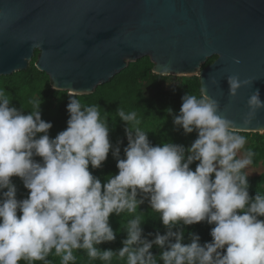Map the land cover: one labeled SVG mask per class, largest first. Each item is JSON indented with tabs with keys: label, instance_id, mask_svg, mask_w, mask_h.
<instances>
[{
	"label": "clouds",
	"instance_id": "1",
	"mask_svg": "<svg viewBox=\"0 0 264 264\" xmlns=\"http://www.w3.org/2000/svg\"><path fill=\"white\" fill-rule=\"evenodd\" d=\"M168 73L165 68L161 74ZM227 79L231 98L248 83L236 76ZM69 98L68 126L52 139V124L41 119L39 101H31L32 110L25 115L0 91V264H48L50 255L60 264H74L78 251L90 260L118 257L125 264H158L154 245L162 249L163 264H264V194L250 197L245 171L254 153L241 155L246 137L218 114L219 102L204 88L199 98L191 93L182 97L174 117L185 134L198 133L187 150L170 142L152 146L137 113L120 107L116 114L128 125L126 158L114 150L119 171L103 185L89 165L100 168L112 148L107 119H101L97 106L82 105L74 93ZM248 108L245 126L264 110L259 91L249 98ZM166 111L172 114V109ZM196 161L193 171L190 165ZM13 177L23 181L27 198L17 199ZM140 193L167 233H157L151 242L142 238L143 221L136 216L127 221V238L118 252L99 250L97 245L116 239L109 217L135 213L144 203L137 199ZM205 221L214 227L212 242L203 246L197 235L190 234L186 245L183 231H173L180 224Z\"/></svg>",
	"mask_w": 264,
	"mask_h": 264
},
{
	"label": "water",
	"instance_id": "2",
	"mask_svg": "<svg viewBox=\"0 0 264 264\" xmlns=\"http://www.w3.org/2000/svg\"><path fill=\"white\" fill-rule=\"evenodd\" d=\"M37 50L53 89L75 95L148 57L156 75L200 77L219 115L264 134V110L243 123L251 95L264 102V0H0V79L27 69ZM230 76L248 82L235 98Z\"/></svg>",
	"mask_w": 264,
	"mask_h": 264
},
{
	"label": "trees",
	"instance_id": "3",
	"mask_svg": "<svg viewBox=\"0 0 264 264\" xmlns=\"http://www.w3.org/2000/svg\"><path fill=\"white\" fill-rule=\"evenodd\" d=\"M39 56L40 52H36L27 69L1 77L0 91L5 93L11 106L22 111L25 115L30 114L32 110L31 101H39L41 103V119L52 124L48 135L55 139L68 126L67 121L70 114L67 111V106L70 98L68 92L54 90L50 76L37 68ZM215 59L216 57L210 59L206 66L212 64ZM153 69L154 64L150 58L146 57L135 63H130L124 71L116 75L109 83L99 86L94 93L75 95L82 105L97 106L101 119H107L110 130L109 141L112 148L107 160L100 168L93 169L89 165V171L94 177L101 180L102 185L106 183L108 177L118 174V161L113 156L114 150L119 148V158H126L124 149L128 147V138L125 129L128 125L116 114L120 107L126 113L132 111L137 113V118L141 121L139 127L147 133L152 146H162L164 143L170 142L182 145L187 150L198 138V133L195 131L191 134H185L182 127L174 124V117L180 113L182 97L191 93L199 98L202 89L200 77L161 76L154 74ZM167 109H172V114H169ZM239 134L250 141L248 149L254 153L253 164L264 165V134L243 132H239ZM40 135L43 134H37V138ZM187 154L186 152V156ZM34 159L42 163L40 157H34ZM198 163V161L193 162L190 168L195 171ZM12 182L17 188V199L27 198L29 190L24 187L23 181L19 177H13ZM248 184L250 197L254 198L259 192L264 194V174L248 178ZM137 199H143L144 203L139 205L135 213L124 212L119 216L113 213L109 217V223L116 233V239L114 242L97 245L99 250L118 252L123 247L122 241L127 238L124 227H126L128 220L136 216H140L143 221L141 225L143 228L142 238L151 242L157 233L161 235L167 233L168 230L158 214L153 212L149 199L142 193L138 194ZM18 215L21 213L18 212ZM213 227L214 225H209L205 221L190 226L180 224L173 231H183V243L186 245L191 243L190 234H195L203 246L212 242L210 233ZM151 252L157 258L158 264H163L162 261H159L162 249L154 245ZM74 254L76 255L74 264H125V261L119 260L118 257H113L110 262H104L99 259L90 260L83 251ZM47 260L48 264H60L59 258L53 255H50ZM21 264H26V262L22 261ZM36 264H45V262H36Z\"/></svg>",
	"mask_w": 264,
	"mask_h": 264
},
{
	"label": "rangeland",
	"instance_id": "4",
	"mask_svg": "<svg viewBox=\"0 0 264 264\" xmlns=\"http://www.w3.org/2000/svg\"><path fill=\"white\" fill-rule=\"evenodd\" d=\"M36 52H39V50H37ZM174 77L178 78V76H174ZM249 147H250V141H249V139H247V143L245 145V148L243 150H241V155H243L245 151L249 150L248 149ZM245 171L248 173V178H254V177H257V176L264 174V165H262V164L255 165L252 163Z\"/></svg>",
	"mask_w": 264,
	"mask_h": 264
}]
</instances>
